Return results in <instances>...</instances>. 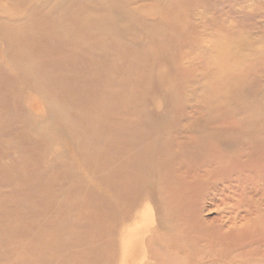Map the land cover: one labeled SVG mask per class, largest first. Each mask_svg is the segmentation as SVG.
<instances>
[{
  "label": "rangeland",
  "instance_id": "374dc122",
  "mask_svg": "<svg viewBox=\"0 0 264 264\" xmlns=\"http://www.w3.org/2000/svg\"><path fill=\"white\" fill-rule=\"evenodd\" d=\"M96 1L0 0V264H74L82 249L74 244L77 234L101 242L95 264H104L108 192L99 186L97 166L104 163L107 130L131 109L192 112L218 97L223 90L213 53L218 38L227 42L224 50L236 49L231 79L243 77L251 92L264 93V0H131L136 14L131 25L107 24V35L91 36L106 47L112 44L110 55L102 58L79 52L70 34L76 12L93 7V16L106 21L115 15L98 9ZM204 14L211 18L210 28ZM185 26H191L187 36L181 34ZM21 53L39 58L56 53L51 63H40L53 78L31 90L34 77L23 72L30 71L28 65L17 66ZM85 54L86 66L81 64ZM22 88L28 89L24 95ZM95 92L99 98L93 100ZM242 97V103L252 104ZM35 101L36 115L45 107L53 122H60L59 132L41 136L30 130L23 106ZM245 118L238 113L232 122ZM141 140L151 143L149 137ZM249 151L237 150L234 156L243 158ZM240 174L236 192L206 214L220 227L214 232L218 241L208 249L218 252V264H264V170L250 167ZM89 261L86 256L77 264Z\"/></svg>",
  "mask_w": 264,
  "mask_h": 264
},
{
  "label": "bare ground",
  "instance_id": "6f19581e",
  "mask_svg": "<svg viewBox=\"0 0 264 264\" xmlns=\"http://www.w3.org/2000/svg\"><path fill=\"white\" fill-rule=\"evenodd\" d=\"M96 2L98 9L115 15L106 21L93 16V7L76 12L73 18L76 25L70 34L81 47L79 52L88 50L102 58L110 55L113 46L106 47L91 36L94 33L107 35L103 28L107 24L113 28L123 22L131 25L132 15L136 14L131 0ZM24 3L31 4V0ZM172 18L175 21L176 14ZM203 20L207 28L213 26L208 14H204ZM190 27L185 26L181 34L187 36ZM226 46L227 42L220 38L213 45L217 80L223 88L218 97L205 100L202 107L192 112L184 108L159 113L131 109L122 114L119 125L107 130L104 163L97 166L99 186L108 192L105 196L104 264H218V252L208 249V245L217 240L214 232L220 227L218 219L209 221L206 214L220 208L219 200L230 198L229 195L236 192L241 182L240 172H250V167L264 170V93L251 92V87L245 85L247 82L240 80L243 77L231 79V75H235L230 65L237 61L236 49L224 50ZM53 54L56 53L41 58L35 53L16 55L19 57L17 66L22 69L23 65H28L30 69L23 71L24 75L34 77L30 89L44 86L51 72H46L40 63L54 61ZM56 56L59 58L58 54ZM88 58L85 54L81 64L88 65ZM79 67L77 64L73 72ZM250 80L253 83L252 77ZM154 81L155 78L149 81L150 86L146 88H151ZM82 89L93 92L89 87ZM238 90L241 92L235 101L237 97L232 93ZM21 91L24 95L28 89ZM92 96L93 100L99 98L97 92ZM242 96L251 98L252 104L242 103ZM39 106L38 101L23 106L30 130L41 136L50 130L59 132L60 122H53L52 114L45 107L42 108L44 114L36 115L39 112L34 108ZM79 106L82 111L84 105ZM238 113H244L246 118L235 125L232 121ZM147 137L151 143L141 140ZM244 148L251 149L252 154L249 151L243 158L234 156L237 150ZM43 171L35 172L38 179ZM247 185L249 187L250 183ZM77 243L82 249L74 264L86 256L91 259L89 264H95L101 242L94 236L86 234L81 238L77 234L74 244Z\"/></svg>",
  "mask_w": 264,
  "mask_h": 264
}]
</instances>
